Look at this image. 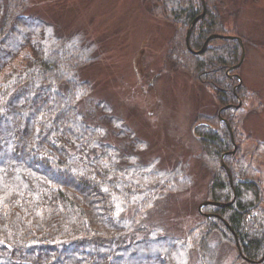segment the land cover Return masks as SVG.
Listing matches in <instances>:
<instances>
[{"label": "trees", "instance_id": "16d2710c", "mask_svg": "<svg viewBox=\"0 0 264 264\" xmlns=\"http://www.w3.org/2000/svg\"><path fill=\"white\" fill-rule=\"evenodd\" d=\"M28 1L0 0V264H218L222 242L235 245L239 263L264 264L256 150L250 155L238 146L230 152V130L219 120V109L198 113V158L205 168L209 159L214 165L207 198L226 204L207 203L206 211L217 216L204 217L183 236L162 233L149 208L166 190L186 185L181 166L167 169L156 158L144 160L142 139L108 101L99 108L105 123L98 122L87 103L90 82L80 74L92 59L93 43L79 29L62 31L26 12ZM153 1L151 10L175 24L168 62L216 85L217 106L225 105L221 115L229 117L235 141L242 142L234 122L244 114L231 104L243 92H234L226 74L239 61L241 46L237 39L216 37L198 51L208 35L227 34L222 0H204V13L189 35L195 53L186 31L202 12V0ZM108 122L116 126L112 134L127 136L129 144L108 139ZM255 148H264V141Z\"/></svg>", "mask_w": 264, "mask_h": 264}, {"label": "rangeland", "instance_id": "374dc122", "mask_svg": "<svg viewBox=\"0 0 264 264\" xmlns=\"http://www.w3.org/2000/svg\"><path fill=\"white\" fill-rule=\"evenodd\" d=\"M153 2L29 0L25 11L41 15L62 31L79 29L93 43L92 59L80 68V74L90 82L91 98L87 103L100 118L98 122L105 123L101 118L102 100L108 101L113 114L122 117L129 130L142 139L138 150L144 160L156 158V165L167 169L181 166L184 175L180 179L186 176V185L166 190L149 209L154 223L164 226L162 233L183 236L204 217L217 216L206 211V204L199 209L201 202L210 200L207 183L214 165L209 159L205 168L198 158L196 115H211L219 109V120L228 128L231 124L227 115H221L225 105L217 106L212 81H198L185 67L178 70L168 62L169 39L175 24L156 15L151 10ZM220 4L227 34L246 38L241 64L233 67L237 62L233 63L226 70L234 92H243L239 99L244 116L241 122H234L243 134L242 142L235 141L234 133L233 139L240 152L251 155L256 150L253 162L259 166L257 178L263 185L264 197V148H255L257 142L264 141V0H222ZM182 66H186L184 62ZM235 73L241 78L237 87ZM240 114L236 111L233 117ZM107 125L110 141L121 147L129 144L127 136L112 134L116 130L112 122ZM214 125L222 134L220 126ZM230 128L229 134L233 132ZM233 148L232 142V153L236 151ZM224 164L228 167L225 161ZM222 243L218 264H241L235 245Z\"/></svg>", "mask_w": 264, "mask_h": 264}, {"label": "water", "instance_id": "95a60500", "mask_svg": "<svg viewBox=\"0 0 264 264\" xmlns=\"http://www.w3.org/2000/svg\"><path fill=\"white\" fill-rule=\"evenodd\" d=\"M202 3H203V10H202V12L192 20L190 26L187 28V31H186V44H187L188 48H189L192 52H193L194 50H192V48H191V46H190V44H189V35H190L191 30H192V26H193V24H194V23L196 22V20H197L198 18H200V17L202 16V14L204 13V9H205L204 0H202ZM216 37H219V38H230V39H237V40H238V42H239V44H240V46H241V57H240L239 61L233 66V67H238V66L241 64L242 59H243V57H244V46H243L242 38H241L240 36L232 35V34L212 33V34H210V35L207 36V38L205 39V41H204L202 47H201L198 51L204 50V49L206 48V45H207V43L209 42V40L212 39V38H216ZM233 67L231 66V68H233ZM233 75L236 76L237 79H238V83H237V85L235 86V87H237V86H239V85L241 84V78H240L236 73L233 74ZM240 104H241V101H240V99L238 98V102H237L236 104H233V107H235V108H236V107H239ZM224 107H225V106H224ZM229 129L231 130L230 125H229ZM230 134H231V139H232V142H233V147H234V148H233V151H234V150L236 149V144H235L234 139H233V132H231ZM222 164H224V162H223ZM224 165H225V164H224ZM225 167H226V170H227V172H228V174H229V178H231L229 168H228L227 166H225ZM207 203L215 204V205H225V204H226V203L218 202V201L205 200V201L201 202V204L199 205V209H201L202 205H205V204H207ZM208 215H211V214H208ZM225 224L228 226V224H227L226 222H225ZM236 244H237L238 250L240 251V246H239V244H238V241H236Z\"/></svg>", "mask_w": 264, "mask_h": 264}]
</instances>
